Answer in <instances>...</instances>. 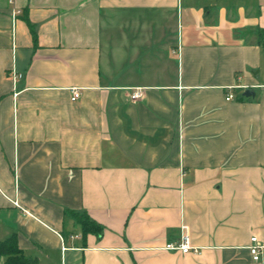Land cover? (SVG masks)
Here are the masks:
<instances>
[{"label":"crops","instance_id":"obj_1","mask_svg":"<svg viewBox=\"0 0 264 264\" xmlns=\"http://www.w3.org/2000/svg\"><path fill=\"white\" fill-rule=\"evenodd\" d=\"M258 28L264 0H0V240L37 264H264ZM183 225L197 252L165 247Z\"/></svg>","mask_w":264,"mask_h":264},{"label":"trees","instance_id":"obj_2","mask_svg":"<svg viewBox=\"0 0 264 264\" xmlns=\"http://www.w3.org/2000/svg\"><path fill=\"white\" fill-rule=\"evenodd\" d=\"M30 25L32 38L34 44L37 43L36 31L33 24ZM256 41L259 45L264 47V29L258 28L256 30ZM240 98H245L242 94ZM67 215L72 218L74 224L80 227L82 235L86 237L88 234H95L100 236L103 233V226L92 219L88 212L77 210H66ZM0 261L3 264H37L36 258H31L25 255L24 250L18 244V236L16 233L11 234L4 240H0Z\"/></svg>","mask_w":264,"mask_h":264},{"label":"built area","instance_id":"obj_3","mask_svg":"<svg viewBox=\"0 0 264 264\" xmlns=\"http://www.w3.org/2000/svg\"><path fill=\"white\" fill-rule=\"evenodd\" d=\"M9 2L11 4H14L15 0H9ZM19 13H20L19 9L13 8L12 15H13V20L14 21H15L17 15ZM179 47L180 46H178V49H179ZM22 77H23V73L18 72L16 70L12 71V78H13L14 82H18ZM71 92H72V99L73 100H76L81 95L80 89L77 88V87L72 88ZM142 95H143L142 88L138 87L132 92L131 99L132 100H137V99L141 98ZM232 98H234V94L232 92L228 93L227 96H226V99L230 100ZM14 204L16 206L22 208L24 212L30 213L29 211L24 209L20 205V203L18 201H14ZM251 240H252V244L249 247L250 253L252 254L253 259L258 261L264 256V246L260 245L258 243V239H257L256 236H253L251 238ZM165 247L167 249H170V250H179V251H181L182 253H185V254L186 253H190V252H197L198 251V248L196 246H194L193 243H192V237H191L189 228L186 225L182 226L179 238L176 241H174V242L167 243Z\"/></svg>","mask_w":264,"mask_h":264},{"label":"water","instance_id":"obj_4","mask_svg":"<svg viewBox=\"0 0 264 264\" xmlns=\"http://www.w3.org/2000/svg\"><path fill=\"white\" fill-rule=\"evenodd\" d=\"M254 94L255 92L249 88L245 89L242 93V95L245 97H250V96H253Z\"/></svg>","mask_w":264,"mask_h":264},{"label":"rangeland","instance_id":"obj_5","mask_svg":"<svg viewBox=\"0 0 264 264\" xmlns=\"http://www.w3.org/2000/svg\"><path fill=\"white\" fill-rule=\"evenodd\" d=\"M177 33V32H176ZM254 71H258L257 69L256 70H252V73L254 72ZM260 76H262L263 78H264V64H263V66H262V71H261V75Z\"/></svg>","mask_w":264,"mask_h":264}]
</instances>
